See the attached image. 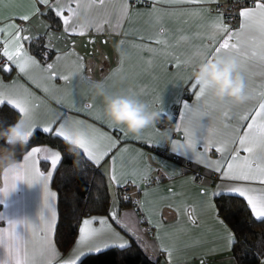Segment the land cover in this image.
Returning <instances> with one entry per match:
<instances>
[{
    "label": "crops",
    "instance_id": "crops-1",
    "mask_svg": "<svg viewBox=\"0 0 264 264\" xmlns=\"http://www.w3.org/2000/svg\"><path fill=\"white\" fill-rule=\"evenodd\" d=\"M221 1L190 4L168 3L166 0H128V10L125 14L123 0H105L104 5H92L90 8L87 7V0H81L79 7L71 4L76 10L72 24L83 25L86 29L85 35L65 33L62 21L59 30L51 29L45 17L50 10L37 3L36 6L41 7L42 15L34 16L28 22L16 19L15 23L28 29L22 35L31 36L30 41L44 36L45 46L55 52V56L47 63L55 62L54 71L59 75H68L69 80L64 81L59 75L54 80L49 79V73L42 71L46 63L31 53L28 42L24 43L25 50L41 65L40 68L31 67L28 70V75L36 83L29 80L28 75L20 73L14 65H9L12 69L10 72L0 71V80L4 85L0 91L11 97L31 94L32 102L39 104L28 120L30 126L47 125L52 121L59 123L67 115L75 120H83L86 125H93L119 142L117 149L113 151L117 174H123L121 186L112 184L107 178L110 163L108 158H105L99 167L106 176L111 195L116 198L115 202L111 200V208L117 210V218L128 224L135 237L141 239L153 255L161 258L162 264H167V258L160 250L161 246L171 250V264H201L202 261L204 264H238L232 253L233 245L229 247L224 228L205 206L209 200L215 203V198L201 195L202 189L210 192L215 190L220 182L219 174L205 166L209 158L219 159L220 154L213 148L198 161L191 151L181 155L172 150L173 140H185L183 129L188 121L186 119L181 122L179 119L184 102L193 106L196 104L190 88V83L194 81L193 70L206 59L205 56L209 52L207 46L213 44L210 37L215 36L216 43L222 39L223 34L212 27L216 17L222 14L216 9V5ZM68 2L69 0H61L63 4ZM32 4L33 0H6L0 7V22L7 27L11 16L28 13ZM67 14L66 11L65 15ZM223 23L229 26L224 15ZM240 24L241 18L238 26L232 29H238ZM97 25L102 27L101 31L96 30ZM7 38L5 33L0 40ZM157 38L166 40L167 44H156ZM57 56L63 58L57 62ZM78 57H83V60L80 61ZM176 58L182 62L180 67H176ZM121 59L122 70L118 67V61ZM112 69H117L116 73L105 81ZM256 72L249 62L241 73L248 91L247 102L226 104L232 100L221 103L212 95L208 98V111L211 116L207 119L214 121L217 129L209 136L213 141L221 137L226 122L232 123L238 113L259 102V85L264 81V76L253 74ZM97 81L103 82L109 92L134 95L150 110L161 112L164 126L149 127L139 136L121 131L117 126L109 127L102 98L94 95L93 84ZM37 84L40 87H37ZM45 87L48 89L47 93L42 90ZM184 94H190V100L183 101ZM89 104L92 105L91 108L87 107ZM178 104L179 116L174 123L168 116L170 114L173 118V106ZM229 108L230 118L218 119ZM101 116L103 119H100ZM177 124L181 125V131H176ZM37 130L42 131V128L36 127L35 131ZM197 150L203 152V142L197 145ZM17 161L18 165L22 164L23 157ZM187 163L202 170L205 175L202 182H198L186 168ZM16 171L22 172L23 169L17 168ZM133 171L136 172L135 177L131 176ZM145 171L148 174L146 181L154 179L149 186L145 185L146 181L142 179ZM12 175L13 172L9 171V178ZM212 177L217 178L215 183H212ZM132 178L137 180V184L126 182ZM4 184L5 170L0 169V188L4 187ZM51 184L52 179L49 189L56 193ZM124 187L129 188L130 197L137 200L138 208L130 206L120 209L118 192ZM0 201V213L7 219H26L39 223L43 209V186L39 183L30 186L24 181H18L16 189L7 197L0 194ZM54 206L58 216L57 193ZM190 206L195 207V223L189 220L185 211L186 207ZM6 223L7 220H0V226H6ZM109 223L112 224L114 233H119V236L113 232H105L96 238L97 243L118 244L121 238L131 243L128 233L120 230L110 218ZM224 224L233 233L225 221ZM153 225L161 226L157 228ZM93 227L99 228L100 225L97 223ZM19 230L23 232L22 225ZM157 233L160 240L156 239ZM78 237L79 232L65 253L60 252L53 237L61 261L73 258V249ZM260 264H264V258Z\"/></svg>",
    "mask_w": 264,
    "mask_h": 264
},
{
    "label": "snow or ice",
    "instance_id": "snow-or-ice-1",
    "mask_svg": "<svg viewBox=\"0 0 264 264\" xmlns=\"http://www.w3.org/2000/svg\"><path fill=\"white\" fill-rule=\"evenodd\" d=\"M168 3H190L202 4L208 2H218V0H166ZM253 6L242 7L239 11L241 24L238 29H232L223 23V15L216 17L212 27L219 33L223 34L222 39L216 43V37L212 36L213 41L209 45V52L205 58L228 55L235 58L237 63V71L241 75L246 69L247 63H251L257 70L256 73L264 76V0H249ZM6 3V0H0V7ZM47 7L54 15L61 19L63 31L65 33H73L77 35H85L86 29L83 25L72 24L73 18L76 16V10L71 4L80 6L81 0H69L67 4L61 3V0H33L31 10L23 15L11 16L7 27H4L0 22V37L7 33V39L0 40V50H2L5 61H0V71L10 72L12 69L9 65H14L20 73L28 75V70L31 67L40 68V62L28 54L24 48V43L29 42L32 37L22 35L28 31L27 28L17 25L16 19L21 22H28L34 16L42 15L41 7ZM105 0H87V7L92 5H104ZM128 10V0H123V11L126 14ZM67 11V15L65 12ZM107 21H103L106 23ZM11 29L12 31H8ZM97 31H101L100 25L96 26ZM163 31V30H161ZM247 38H245V35ZM123 43V41H121ZM156 44H167L166 40L157 38ZM46 50L48 46H45ZM62 56H57L56 61L61 60ZM80 61L83 57H78ZM181 61L176 58V67L181 66ZM123 60L118 61V67L122 70ZM83 65L81 64V67ZM55 62L46 63L42 71L49 73V79H56L58 73L54 71ZM117 69H112L109 77H105V81L115 74ZM59 78L68 81V75H59ZM28 79L36 83L30 75ZM3 81L0 80V88ZM37 87H40L37 84ZM192 95L195 97V106L184 102L183 109L180 115V121H188L187 126L183 129L185 140L172 141V150L186 155L189 151L193 152L199 161L202 155H207L211 149H215L220 154V158L216 160L208 159L205 166L212 172L219 174L215 190H201V195H210L215 199L224 200L228 197L242 198L248 210L251 212L254 219L264 222V81L259 85V102L253 107L246 108L244 111L237 114L232 123H225L224 132L221 137L215 141L209 138L210 134L217 131L214 121L206 119L202 127H195L191 121L193 107L197 111H202L211 116L208 111V98L212 95L207 84H199L195 81L190 83ZM45 93L48 89H42ZM245 93L248 95L246 87ZM38 99V98H37ZM235 102H226V104ZM9 105L17 110L28 121L33 114V110L39 107V104H34L31 100V94L28 96L11 97L0 91V107ZM91 108L92 105L87 106ZM231 109H226L224 113H228ZM103 119V116L100 117ZM247 122V123H245ZM109 127H116L108 121ZM36 127H41L42 131L50 136L60 139L62 143L71 138L72 143L94 166L100 167L105 158L109 160V172L107 178L116 186H121L122 175L116 171V157L114 149H117L118 141L114 140L107 133L100 131L91 124H85L83 120H75L71 116H65L59 123L56 121L49 122L47 125H32L30 132L36 130ZM243 129V131H242ZM121 131H124L120 127ZM176 131H181V125L177 124ZM203 142V152L197 150V145ZM126 151V149H124ZM65 152L67 150H64ZM243 153V155H242ZM62 160V151L54 150L52 147H32L26 155L23 156V163L19 164L15 169L5 171V184L0 188V194L5 197L17 187L18 181H24L30 186L39 183L43 186V209L40 213L39 223H34L30 220H11L7 219L0 213V220H7L6 226H0V264H83V258H87L89 254H101L113 248L125 249L130 247L127 241L121 238L118 244L109 242H96V238L105 232H113L112 224L109 223V218L118 225L126 233L133 235L128 224L117 218V210L110 208L107 217H89L82 220V226L79 228V237L76 240L73 249V258L60 260V253L54 242L55 228L57 224V212L54 206L56 193L50 191L49 182L51 181L54 172L57 170ZM45 167L46 171H42L41 167ZM23 169L22 172L16 169ZM147 169V166H146ZM13 172L11 178L8 172ZM132 177L136 176V172L131 173ZM145 181L148 179L147 171L142 175ZM127 183L137 184L135 178L129 179ZM125 200L128 197H124ZM2 202V201H0ZM138 203V202H137ZM216 218L225 230L229 247L236 243L234 233H231L224 220L219 218L220 209L212 200L207 201L205 205ZM186 213L192 223H195L193 213L195 207H186ZM147 220V217H145ZM151 223L150 221H148ZM99 224V228L93 227L94 224ZM23 226V232L19 230ZM161 225H153L160 227ZM119 236V233H114ZM156 239L160 240L157 233ZM87 251H83V249ZM166 254L167 264H171L172 252L169 248L161 246L160 249ZM201 264H204L202 261Z\"/></svg>",
    "mask_w": 264,
    "mask_h": 264
},
{
    "label": "trees",
    "instance_id": "trees-1",
    "mask_svg": "<svg viewBox=\"0 0 264 264\" xmlns=\"http://www.w3.org/2000/svg\"><path fill=\"white\" fill-rule=\"evenodd\" d=\"M242 7H250L249 0H244L238 6L239 9ZM45 17L51 29H60L61 20L52 11H48ZM27 46L31 53L45 63L55 56L54 51L46 50L44 36L28 42ZM19 117L18 111L11 106L6 104L0 107V125L13 124ZM157 125L163 127V120L161 119ZM0 144H3V141H0ZM43 145L62 151V160L53 175L51 185L57 193L58 210L54 238L60 252L65 253L75 241L84 218L108 216L111 193L106 176L99 167L94 166L80 150L69 152L66 143L41 130L33 133L26 146L17 147L16 159H21L32 147ZM41 170L46 171L43 166ZM123 189H119L118 192L120 209L128 208L133 203V200L124 199L127 195ZM214 201L216 207L220 209L219 217L235 235L237 242L233 244L232 253L237 263L260 264L264 258V222L253 218L242 198L228 197ZM116 226L121 230L118 225ZM127 235L131 241L130 247L113 248L101 254H89L87 258H83V264H159L161 258L153 255L141 239L137 237L133 239V236Z\"/></svg>",
    "mask_w": 264,
    "mask_h": 264
},
{
    "label": "clouds",
    "instance_id": "clouds-1",
    "mask_svg": "<svg viewBox=\"0 0 264 264\" xmlns=\"http://www.w3.org/2000/svg\"><path fill=\"white\" fill-rule=\"evenodd\" d=\"M192 75L195 82L208 85L213 98L218 102L232 100L243 104L249 100L244 91V79L237 71V63L232 56L217 55L204 59L196 66ZM93 88L95 97L102 98L106 118L130 135L139 136L145 129L155 127L161 120V112L150 110L134 95L109 92L101 81L95 82ZM168 118L172 119V116L169 114ZM225 118H230L228 113H222L218 117L220 120ZM206 119L207 114L202 111L194 110L191 115V121L197 128L202 127ZM31 137L30 125L23 114L13 124L0 125V141H3L0 144V169L7 171L18 166L16 149L26 146ZM66 144L69 152L77 150L71 138Z\"/></svg>",
    "mask_w": 264,
    "mask_h": 264
},
{
    "label": "built area",
    "instance_id": "built-area-1",
    "mask_svg": "<svg viewBox=\"0 0 264 264\" xmlns=\"http://www.w3.org/2000/svg\"><path fill=\"white\" fill-rule=\"evenodd\" d=\"M244 2V0H222L221 2H219L216 5V9L221 12L224 16H225V20L227 22V24L231 27V28H236L238 26V23L240 21V17H239V11L240 9L238 8V6L240 4H242ZM250 6H252V4H250ZM6 59L3 58L2 55V50H0V61H5ZM191 95L190 94H184L183 96V101H188L190 100ZM173 122L175 123L176 119L179 116V111H180V106L178 105H174L173 106ZM186 168L193 174V176L195 177V179L198 182H202L205 179V175L203 174L202 170L200 168H196V167H192L189 163L186 164ZM215 177L211 178L212 183L216 182ZM152 183V181H146L145 185H150ZM125 191V194L127 195L128 199L127 200H133L130 197V191L128 187H124L123 189ZM132 206L135 208H138L139 205L137 203V200H133Z\"/></svg>",
    "mask_w": 264,
    "mask_h": 264
},
{
    "label": "rangeland",
    "instance_id": "rangeland-1",
    "mask_svg": "<svg viewBox=\"0 0 264 264\" xmlns=\"http://www.w3.org/2000/svg\"><path fill=\"white\" fill-rule=\"evenodd\" d=\"M111 200H112V202L116 201L115 195H113V196L111 195ZM159 264H162V263L159 262Z\"/></svg>",
    "mask_w": 264,
    "mask_h": 264
}]
</instances>
